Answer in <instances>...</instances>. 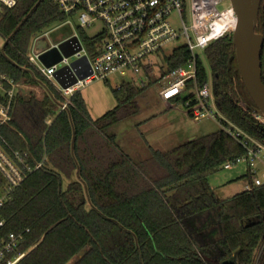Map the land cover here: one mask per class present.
<instances>
[{"label":"trees","instance_id":"obj_1","mask_svg":"<svg viewBox=\"0 0 264 264\" xmlns=\"http://www.w3.org/2000/svg\"><path fill=\"white\" fill-rule=\"evenodd\" d=\"M66 19L56 0H19L0 9L5 39L0 72L44 89L42 97L19 90L11 121L0 125V145L13 158L18 151L33 167L26 171L20 164L26 176L0 208L5 219L0 240L22 236L7 258L24 253L15 264H264V185L224 198L209 180L227 160L245 152L224 129L168 150L151 149L144 162L132 165L117 150L109 128L136 113V98L145 86L116 88L118 104L92 121L79 90L58 112L65 96L27 55L36 36ZM257 31L264 34V0ZM79 34L89 52L102 39L83 35V28ZM204 54L212 79L198 55L197 81L211 83L222 121L264 140V126L251 113L255 103L240 76L232 32L212 40ZM190 57L188 46L174 49L165 58L166 71ZM262 69L264 82L263 57ZM49 115H56L51 124ZM38 162L42 165L34 168ZM76 169L79 181L64 188V179ZM245 177L252 182L251 175ZM5 184L0 173V192ZM84 185L90 210L80 195Z\"/></svg>","mask_w":264,"mask_h":264},{"label":"built area","instance_id":"obj_2","mask_svg":"<svg viewBox=\"0 0 264 264\" xmlns=\"http://www.w3.org/2000/svg\"><path fill=\"white\" fill-rule=\"evenodd\" d=\"M67 19L61 24L76 22L79 28L94 27L100 24L99 31L91 36H101L102 39L95 44L93 52H89L84 46L80 34H76L82 45V49L52 66L44 65L40 59L34 44L28 52V60L49 80L54 79L53 73L59 67L70 64L73 59L86 55L89 59L92 73L85 79H79L74 85L63 88L58 83L59 90L66 100L61 108L65 109L70 102V97L75 91L80 90L85 84L94 79H107L111 75L120 74L129 77V81H123L117 89L125 84H133L138 87L149 85L153 81L154 55L163 51V46L181 36L186 38V46L191 50V57L186 63L172 71H166L164 85L159 94L163 100L177 101L183 92L189 90L188 83L192 86L189 98L184 102L190 114L197 119L206 117L218 119L222 129L235 138L245 149L239 156L227 160L222 168L232 169L244 166L246 174L252 176V182L245 186L246 190L264 185V140L245 132L231 122L225 123L220 118L215 94L211 83L200 86L197 81V57L196 48L205 49L209 43L223 36L233 29H226L222 34L218 33L217 20L229 8L234 14L232 4L220 10L218 5L224 0H192V20L188 25L184 20V0H56ZM19 0H0V9L13 8ZM178 14L181 18L182 29H178L171 23L170 16ZM53 29V28H52ZM50 29V30H52ZM50 30L36 36V41ZM54 45V44H52ZM1 49V46H0ZM166 58V56H165ZM166 67V66H165ZM55 80V79H54ZM26 84L16 82L8 74L0 72V125L8 123L12 119V104L17 92L24 89ZM247 109L244 102H240ZM252 115L264 126V115L255 109ZM15 157H11L0 145V173L5 179V186L0 192V208L11 197L13 190L24 180L26 171H32L33 167L27 165L23 156L16 151ZM20 164H24L26 171ZM42 162L36 163L38 168ZM5 224V219L0 217V228ZM21 235H10L8 239L0 240V264H15L24 253L15 258H7L19 241Z\"/></svg>","mask_w":264,"mask_h":264},{"label":"rangeland","instance_id":"obj_3","mask_svg":"<svg viewBox=\"0 0 264 264\" xmlns=\"http://www.w3.org/2000/svg\"><path fill=\"white\" fill-rule=\"evenodd\" d=\"M229 4H231V0H224L218 5V8L220 10L225 9ZM183 6L185 8L184 20L188 25H191L192 0H184ZM170 19L171 23L178 29V31H181L182 22L180 16L174 13L170 16ZM100 27V24H97L94 27L87 26L83 28V35L93 36L99 31ZM74 34H79V27L76 22H73L72 24L60 23L53 27V29L46 35H42L36 41H33L31 45L34 44V47L41 50L42 48L55 44ZM4 43L5 39L0 36L1 48L4 46ZM83 43L87 48L84 40ZM185 44L186 38L181 36L179 39L166 43L163 46V51L154 55V70L152 74L153 82L147 85L142 91L144 95H148L149 102L148 105L145 106L148 108L147 112L154 111V115L142 123H136V121L133 120L135 119L133 116L132 118L125 119L122 123L121 120L113 126L117 129L116 133L118 140L121 141V144L128 152H139V146H131L129 144V142L135 141L137 137L143 142L147 140L155 147L169 148L189 140L192 136L209 134L222 128L218 119L210 117L197 119L191 114H188L184 101H178L174 105L169 106L168 102H163L158 98V92L163 87L165 80V56L172 55L174 49ZM195 51L204 60L211 81L212 69L205 58L204 49L196 48ZM35 65L39 66V63H35ZM124 80L128 82L129 77L114 74L107 79H94L80 88L79 91L85 99L92 117L97 118L101 116L117 104L118 101L115 89L118 85L122 84ZM50 81L55 86H58L54 79H51ZM26 89V91L32 90L37 96L42 95V89L40 87L31 86ZM190 94L191 89L183 92L181 98L188 97ZM139 115L143 114L140 113ZM244 173V166L234 167L232 169L221 168L214 172L209 180L219 196L229 197L245 189L247 179L243 176ZM262 248L258 251L257 255L261 253Z\"/></svg>","mask_w":264,"mask_h":264},{"label":"water","instance_id":"obj_4","mask_svg":"<svg viewBox=\"0 0 264 264\" xmlns=\"http://www.w3.org/2000/svg\"><path fill=\"white\" fill-rule=\"evenodd\" d=\"M262 0H231L237 15V24L232 31L236 48V61L244 85L255 103V110L264 115V82L262 79V52L264 34L257 31ZM39 59L46 66L59 63L64 56H71L82 49L79 37L74 34L39 50ZM232 60L229 61V67ZM92 73L86 55L73 59L53 73L55 81L63 88L74 85ZM224 264H233L225 261Z\"/></svg>","mask_w":264,"mask_h":264},{"label":"crops","instance_id":"obj_5","mask_svg":"<svg viewBox=\"0 0 264 264\" xmlns=\"http://www.w3.org/2000/svg\"><path fill=\"white\" fill-rule=\"evenodd\" d=\"M28 87H31V86H29V85H26V87L24 88V89H21L20 91H22V92H28V91H26L27 89L26 88H28ZM36 87H38V86H36ZM57 88H58V86H56ZM145 87H147V86H145ZM42 90H41V93H42V95L41 96H39V97H42L43 96V93H44V89L42 88V87H40ZM59 89V88H58ZM160 91V90H159ZM83 97V96H82ZM117 97V96H116ZM158 98L161 100V101H163V102H168V105L169 106H172V105H174L176 102H178V101H173V100H163L161 97H160V94H159V92H158ZM70 99H71V97H70ZM84 99V98H83ZM117 101H118V98H117ZM84 102H85V104H86V108H87V117L92 121V120H95V119H97V118H99V117H97V118H94V117H92V115H91V112H90V109H89V107H88V105H87V103H86V101H85V99H84ZM136 102H137V106H138V109H137V111H136V113H134L133 115H131L130 117H128V118H132L133 116H134V118L135 119H133L134 121H136V123H142V122H144L146 119H148V118H150V117H152L153 115H154V111H152V112H147L148 111V108L147 107H145V106H147L148 105V95H144L143 93H141L140 95H138V97L136 98ZM143 103V104H142ZM117 104H118V102H117ZM116 104V105H117ZM142 104V105H141ZM115 105V106H116ZM61 106H62V104L60 105V107H59V109H58V112H60L61 110H63L62 108H61ZM114 106V107H115ZM142 107H144V108H142ZM187 112H188V114H190V112H189V110L187 109ZM106 113V112H105ZM140 113H142L143 115H139ZM103 115V114H102ZM101 115V116H102ZM55 117H56V115H49L48 117H47V119H46V122L48 123V124H51L53 121H54V119H55ZM128 118H126V119H128ZM125 120V119H124ZM124 120H122L121 121V123L124 121ZM114 126V125H113ZM113 126H111L109 129H110V132L111 133H113L114 135H115V142H116V146H117V150L120 152V153H122V154H124V155H126V157L128 158V160L132 163V165H135V164H139L140 162H144V160L145 159H147L149 156H150V153H151V149H159V150H168V149H171V148H173V147H169V148H158V147H155V146H153L150 142H148L147 140H145L144 142L143 141H141L138 137L136 138V140L135 141H132V142H129V144L132 146V145H137V146H139V148H140V150H139V152H132V153H130V152H128L126 149H125V147H123V145L121 144V141H119L118 140V136H117V133H116V130L117 129H115ZM86 129H94V128H86ZM89 132L90 131H87V133H86V139H88L89 137H88V134H89ZM195 137H198V136H192L189 140H191V139H193V138H195ZM179 145V144H178ZM175 147V146H174ZM114 156L116 157L117 155H116V153H114ZM246 175V170H245V173H244V175L243 176H245ZM79 181V169H76L75 170V172L73 173V175H72V177L71 178H65L64 179V182H63V185H64V188H66L67 187V185L71 182V181ZM248 183V182H247ZM246 183V184H247ZM246 184H245V186H246ZM212 186V185H211ZM213 187V186H212ZM214 188V187H213ZM214 190H215V188H214ZM216 191V190H215ZM81 197L83 198V201L85 202V208H86V210H90L91 208H92V203H91V200H90V197H89V193H88V190H87V187H86V185H84L83 186V191L81 192ZM221 197V196H220ZM225 198V197H224Z\"/></svg>","mask_w":264,"mask_h":264},{"label":"bare ground","instance_id":"obj_6","mask_svg":"<svg viewBox=\"0 0 264 264\" xmlns=\"http://www.w3.org/2000/svg\"><path fill=\"white\" fill-rule=\"evenodd\" d=\"M237 24V15L234 14L231 8L227 9L217 20V32L222 34L226 29H233Z\"/></svg>","mask_w":264,"mask_h":264},{"label":"flooded vegetation","instance_id":"obj_7","mask_svg":"<svg viewBox=\"0 0 264 264\" xmlns=\"http://www.w3.org/2000/svg\"><path fill=\"white\" fill-rule=\"evenodd\" d=\"M262 57L264 58V47H263Z\"/></svg>","mask_w":264,"mask_h":264}]
</instances>
